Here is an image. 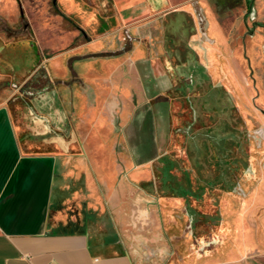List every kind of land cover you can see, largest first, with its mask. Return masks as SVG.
<instances>
[{
	"label": "rangeland",
	"instance_id": "obj_1",
	"mask_svg": "<svg viewBox=\"0 0 264 264\" xmlns=\"http://www.w3.org/2000/svg\"><path fill=\"white\" fill-rule=\"evenodd\" d=\"M102 5L0 0V102L10 105L26 149L62 155L77 186L86 170L81 153L94 159L97 172L122 162L112 153L131 152L133 168L141 155L149 176L131 178L132 184L152 190L156 205L179 199L164 224L176 264H187L188 245L202 238L215 263L264 264V0H211L206 9L219 30L209 33L197 15L195 34L211 44L212 62L196 48L187 53V73L170 70L164 80L117 76L113 92L95 75L104 74V64L126 70L129 63L121 60L137 41ZM159 39L152 41L154 52ZM91 55L98 57L86 60ZM87 61L95 70L83 79ZM127 176L121 171L118 178Z\"/></svg>",
	"mask_w": 264,
	"mask_h": 264
},
{
	"label": "crops",
	"instance_id": "obj_2",
	"mask_svg": "<svg viewBox=\"0 0 264 264\" xmlns=\"http://www.w3.org/2000/svg\"><path fill=\"white\" fill-rule=\"evenodd\" d=\"M58 1L70 8L76 6V0ZM98 1L103 7L108 3L124 30L137 41L121 60L129 63L126 70L114 71L116 65L104 64L100 68L104 74L96 73L110 86L109 92L116 88L117 76L124 80L132 75L138 80H164L170 70L174 75L187 73V53L194 54L196 48L204 50L207 63L214 60L211 44L197 42L201 36L195 34L197 15L202 16L200 24L205 23L209 33L219 30L206 9L211 7V0ZM158 36L161 42L154 52L152 41ZM165 45L170 51H164ZM3 47L0 40V82L4 79ZM86 63V72H79L83 79L95 70L90 67L93 61ZM123 86L127 91L130 83ZM144 90L147 93L146 87ZM42 115L50 120L49 115ZM35 118V123L46 127L45 120ZM60 140L63 145L65 138ZM44 141L49 142L47 138ZM26 144L10 105L0 102V264H176L172 237L164 224L165 218L169 222L174 217L179 199L164 198L156 205L149 199L153 194L147 186L131 182V178L136 181L149 176L144 167L147 158L140 155L141 162H134L133 168L132 161L137 158L131 152L112 153V158L122 162L97 172L99 165L94 159L81 153L79 163L87 171H82L77 186L67 174L62 155L26 149ZM121 171L128 178L120 180ZM210 248L206 238L198 244L194 240L188 245L187 264H226L221 259L215 263Z\"/></svg>",
	"mask_w": 264,
	"mask_h": 264
},
{
	"label": "flooded vegetation",
	"instance_id": "obj_3",
	"mask_svg": "<svg viewBox=\"0 0 264 264\" xmlns=\"http://www.w3.org/2000/svg\"><path fill=\"white\" fill-rule=\"evenodd\" d=\"M224 80H225V78H224ZM227 80V79H226ZM220 89L219 90H222V87H219ZM227 97V96H226ZM225 101H226V103L228 104V106H229V104L231 105V100H228V98H226L225 99ZM263 113H264V110L262 109L261 110Z\"/></svg>",
	"mask_w": 264,
	"mask_h": 264
},
{
	"label": "built area",
	"instance_id": "obj_4",
	"mask_svg": "<svg viewBox=\"0 0 264 264\" xmlns=\"http://www.w3.org/2000/svg\"><path fill=\"white\" fill-rule=\"evenodd\" d=\"M0 231H1V228H0Z\"/></svg>",
	"mask_w": 264,
	"mask_h": 264
}]
</instances>
